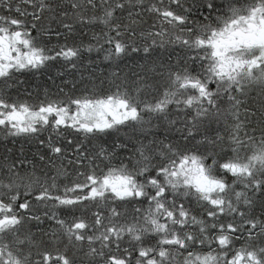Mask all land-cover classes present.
Masks as SVG:
<instances>
[{"label":"snow or ice","instance_id":"obj_1","mask_svg":"<svg viewBox=\"0 0 264 264\" xmlns=\"http://www.w3.org/2000/svg\"><path fill=\"white\" fill-rule=\"evenodd\" d=\"M0 264H264V0H0Z\"/></svg>","mask_w":264,"mask_h":264},{"label":"trees","instance_id":"obj_2","mask_svg":"<svg viewBox=\"0 0 264 264\" xmlns=\"http://www.w3.org/2000/svg\"><path fill=\"white\" fill-rule=\"evenodd\" d=\"M46 81V77H40L39 81H35L33 80V83H40L43 84ZM60 81L57 80V83H59ZM48 84H51V82L49 81ZM53 91H55V89H53Z\"/></svg>","mask_w":264,"mask_h":264}]
</instances>
